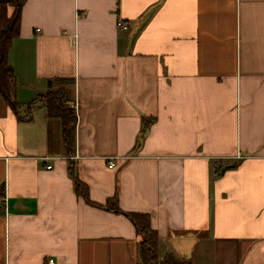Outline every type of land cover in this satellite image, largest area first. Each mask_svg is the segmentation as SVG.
<instances>
[{
    "label": "crops",
    "instance_id": "1",
    "mask_svg": "<svg viewBox=\"0 0 264 264\" xmlns=\"http://www.w3.org/2000/svg\"><path fill=\"white\" fill-rule=\"evenodd\" d=\"M7 61L0 264H141L128 213L158 256L264 264V0H24Z\"/></svg>",
    "mask_w": 264,
    "mask_h": 264
},
{
    "label": "trees",
    "instance_id": "2",
    "mask_svg": "<svg viewBox=\"0 0 264 264\" xmlns=\"http://www.w3.org/2000/svg\"><path fill=\"white\" fill-rule=\"evenodd\" d=\"M23 1L0 0V95L12 109L16 106V102L13 100L15 80L7 57L12 41L18 35L19 17ZM56 86V89L52 91L48 90L44 96L46 114L50 119L58 118L61 121L62 139L66 146V151L70 152L74 142L73 125L75 123V116L67 105L71 84L69 88H64L62 83H56ZM48 87L51 88L50 86ZM50 144L52 143L50 142ZM232 167H225L222 171ZM71 174L74 190L83 198L86 204L95 207H105L113 213H121L115 197L104 206L90 201L86 186L77 179L75 174ZM126 215L129 217L140 237L138 242V255L141 264H191L190 260L176 258L172 255L159 257L157 255L158 238L156 232L150 227L149 216L139 213H128Z\"/></svg>",
    "mask_w": 264,
    "mask_h": 264
},
{
    "label": "built area",
    "instance_id": "3",
    "mask_svg": "<svg viewBox=\"0 0 264 264\" xmlns=\"http://www.w3.org/2000/svg\"><path fill=\"white\" fill-rule=\"evenodd\" d=\"M116 27H117L118 29H120V30H125V29L128 28V25H127V23H126L125 21L118 20V22L116 23ZM113 167H114V164H113V163H109V164H108V168L111 169V168H113ZM46 168H47V169H50V166H47ZM46 264H54L53 259H49V260L47 261Z\"/></svg>",
    "mask_w": 264,
    "mask_h": 264
},
{
    "label": "rangeland",
    "instance_id": "4",
    "mask_svg": "<svg viewBox=\"0 0 264 264\" xmlns=\"http://www.w3.org/2000/svg\"><path fill=\"white\" fill-rule=\"evenodd\" d=\"M43 100H44V97H43ZM163 256V255H162ZM162 256H159V257H162Z\"/></svg>",
    "mask_w": 264,
    "mask_h": 264
}]
</instances>
